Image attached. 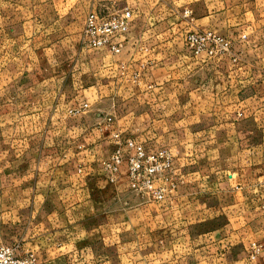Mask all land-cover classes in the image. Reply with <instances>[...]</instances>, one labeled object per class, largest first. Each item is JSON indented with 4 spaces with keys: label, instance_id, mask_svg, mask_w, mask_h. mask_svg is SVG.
Instances as JSON below:
<instances>
[{
    "label": "rangeland",
    "instance_id": "obj_1",
    "mask_svg": "<svg viewBox=\"0 0 264 264\" xmlns=\"http://www.w3.org/2000/svg\"><path fill=\"white\" fill-rule=\"evenodd\" d=\"M65 1L0 0V246L32 264H264V0ZM111 6L226 72L212 70V172L159 148V201L78 129L81 91L105 73L91 54L82 73L83 20ZM188 32L222 42L194 55Z\"/></svg>",
    "mask_w": 264,
    "mask_h": 264
},
{
    "label": "crops",
    "instance_id": "obj_2",
    "mask_svg": "<svg viewBox=\"0 0 264 264\" xmlns=\"http://www.w3.org/2000/svg\"><path fill=\"white\" fill-rule=\"evenodd\" d=\"M127 8L133 22L118 54L106 48L80 53L82 73L90 54L105 73L81 91L79 104L88 108L78 129L94 147L109 145L112 151L117 149L113 134H145L147 147L167 149L176 165H192L196 179L204 176L212 172V70L223 76L226 72L174 48L168 33L149 29L148 15L140 18ZM205 120L208 124L202 126Z\"/></svg>",
    "mask_w": 264,
    "mask_h": 264
},
{
    "label": "built area",
    "instance_id": "obj_3",
    "mask_svg": "<svg viewBox=\"0 0 264 264\" xmlns=\"http://www.w3.org/2000/svg\"><path fill=\"white\" fill-rule=\"evenodd\" d=\"M132 12L126 7L115 9L113 6L102 9H92L86 16L81 32L82 40L89 49L106 48L112 54H118L125 42L132 25ZM212 41L222 42V39L212 35V32H188L183 37V44L191 54L205 52L212 55ZM224 46L227 44L224 43ZM83 104L82 108L87 109ZM117 149L110 156L109 166L116 168L125 158L127 173L135 190H146L155 200L163 199V191L154 186L159 175L167 174L172 166L169 153L160 149H149L134 139L113 134ZM125 148V152L120 151ZM0 264H32L27 257H18L12 248L0 246Z\"/></svg>",
    "mask_w": 264,
    "mask_h": 264
}]
</instances>
